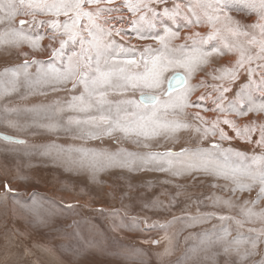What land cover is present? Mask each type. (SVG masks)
Listing matches in <instances>:
<instances>
[{"label":"snow or ice","instance_id":"1","mask_svg":"<svg viewBox=\"0 0 264 264\" xmlns=\"http://www.w3.org/2000/svg\"><path fill=\"white\" fill-rule=\"evenodd\" d=\"M166 3L167 0H122L119 4L117 0H0V47L19 49L27 44L35 52L41 48L45 36L59 45H47L50 49L47 65L37 59H25L21 65L0 71V99L13 94H35L46 86L53 91L66 89L69 84L72 91L82 89L79 95H72L63 103L24 109L5 106L0 118L11 127H20L18 120L8 118L9 113L27 116L37 127L49 131L62 128L75 133L78 139L111 138L119 134L121 139L144 148L150 147L147 141L161 135L172 137L189 127L202 138L218 134L221 141L230 140L232 137L220 126L223 123L235 132L236 138L247 143H253L252 135L258 132L259 138L254 143L262 151L251 155L225 149L218 143L209 149H183L180 153L139 154L124 149L95 152L83 148L69 149L67 153L74 162L93 172L111 168L132 171L151 164L154 170L173 176L202 173L229 181L228 190L233 196L256 189L255 199L240 202L220 196L210 198L214 206L227 209V214L212 212L189 217V226L212 218L219 220L221 227H214L210 235L206 233V240L220 245L225 255L235 253L242 264L252 253L241 252L240 246L250 244L254 250L264 239V208L256 207L264 201V123L256 125L253 121L241 129L234 121L227 118L221 121L217 117L209 126L196 112L194 118L201 127L176 117L185 114L187 108L202 107L190 100L198 87L189 83L193 74L207 65L210 58L229 53H236L235 64L216 69L220 75H214L213 79L232 83L243 72L248 82L240 86L235 99L227 105L225 93L230 88L213 85L219 95L213 100L214 107L204 111L237 116L264 113V0H183V3L173 0V6H165L162 11L153 6ZM124 9L131 14L129 27H115L114 20L123 24L125 18L113 13ZM234 11L255 14L256 22L242 25L231 15ZM18 16L30 19L17 21ZM200 25H207L210 31L206 35L195 32L186 36L188 43H173L180 37L181 28ZM39 29L46 31L41 34ZM129 31L137 39H151L159 46L146 45L137 56L134 45L125 47L114 39ZM21 55L27 57L29 53ZM33 64L38 67L35 73H30L28 69ZM170 71L172 75H166ZM198 99L204 101L206 96ZM2 139L25 144L24 140H13L7 135ZM57 151L60 154L64 150ZM4 188L6 193L13 191L7 184ZM256 223L259 228H247L254 237L245 238L240 230ZM233 225L237 234L229 239Z\"/></svg>","mask_w":264,"mask_h":264},{"label":"rangeland","instance_id":"2","mask_svg":"<svg viewBox=\"0 0 264 264\" xmlns=\"http://www.w3.org/2000/svg\"><path fill=\"white\" fill-rule=\"evenodd\" d=\"M121 2L117 0V4ZM175 2L183 3V0ZM153 6L162 11L165 6L171 8L173 0ZM117 15L123 16L125 23L114 20L115 27L128 28L131 14L124 9L113 13V16ZM231 15L242 25L255 23L257 19L255 14L242 11H234ZM21 18L30 19L18 16L17 21ZM168 23L174 27L171 22ZM38 31L44 34L46 29ZM179 31L180 37L173 41L177 45L188 43L186 36L195 32L206 35L210 29L207 25H200ZM32 34L35 35V32ZM114 39L125 47L134 45L137 56L146 45L153 48L159 46L151 39H137L130 31ZM49 43L59 46L45 36L41 48L35 52L27 44L19 49L0 47V71L21 65L25 59H37L47 65ZM21 52H28L29 55L23 56ZM237 58L236 53L214 56L195 72L189 83L198 87L190 100L202 107L187 108L185 114L176 118L191 126H201L194 118V114L199 112L209 126L217 117L221 121L225 118L232 120L241 129L253 121L256 125L264 123V113L237 116L234 113L204 111V108L214 107L213 100L219 95L213 90V85L223 84L230 88L225 93L227 99L224 103L227 105L235 99L240 86L248 82L247 74L243 72L232 83L213 79L214 75H220L216 69L232 67ZM37 67L33 64L28 71L35 73ZM166 75L170 76L172 72ZM202 82L203 86H199ZM80 91V88L72 91L69 84L66 89L62 87L57 91L46 86L35 94H13L0 99V112L5 106L24 109L48 106L57 101L63 103L72 95H79ZM201 95L206 96L204 101L198 99ZM136 96L138 98V93ZM8 118L18 120L20 127H11L0 118V132L24 140L25 144L0 138V264H241L235 253L225 255L220 245L206 240V233L210 235L214 227H221L219 220L212 218L189 226V217L212 212L227 214V209L214 206L210 198L220 196L240 202L255 199L256 189L242 196L239 193L233 196L228 190L231 187L229 181L202 173L173 176L154 170L151 164L132 171L111 168L93 172L89 167L74 162L67 153L73 148L95 152L124 149L139 154L180 153L183 149H209L213 143H218L225 149L233 148L251 155L262 151L254 143L259 138L258 132L252 135L253 143H247L236 138L235 132L223 123L220 126L232 137L230 140L221 141L218 134L202 138L193 127H189L175 136L161 135L147 141L150 147L144 148L121 139L119 134L111 138L78 139L75 133L62 128L49 131L37 127L27 116L9 113ZM42 122L47 123V120ZM59 149L64 151L58 154ZM5 184L13 191L6 193ZM256 207L257 210L264 208V201ZM248 227L259 228L260 224L246 225L241 229L245 238L254 237L247 231ZM236 234L233 225L229 239ZM245 250L252 254L242 264H264V239L254 250L250 244L241 245L240 251Z\"/></svg>","mask_w":264,"mask_h":264},{"label":"water","instance_id":"3","mask_svg":"<svg viewBox=\"0 0 264 264\" xmlns=\"http://www.w3.org/2000/svg\"><path fill=\"white\" fill-rule=\"evenodd\" d=\"M5 135L12 137L13 140H20V139H18L17 137H14V136H11V135H8V134H5V133L0 132V138H1V139H2V137L5 136ZM3 140H4V139H3ZM6 141H7V140H6ZM10 142H12V141H10Z\"/></svg>","mask_w":264,"mask_h":264}]
</instances>
